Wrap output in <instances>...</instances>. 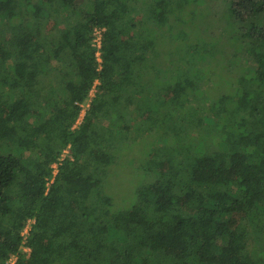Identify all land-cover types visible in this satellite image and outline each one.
<instances>
[{
  "label": "trees",
  "instance_id": "1",
  "mask_svg": "<svg viewBox=\"0 0 264 264\" xmlns=\"http://www.w3.org/2000/svg\"><path fill=\"white\" fill-rule=\"evenodd\" d=\"M75 1L0 0V264H264V0Z\"/></svg>",
  "mask_w": 264,
  "mask_h": 264
},
{
  "label": "rangeland",
  "instance_id": "2",
  "mask_svg": "<svg viewBox=\"0 0 264 264\" xmlns=\"http://www.w3.org/2000/svg\"><path fill=\"white\" fill-rule=\"evenodd\" d=\"M80 2V0H76L74 2L73 7H76L77 4ZM79 5V4H78ZM83 108H85V105H83ZM78 125V121L75 123V126ZM74 126V127H75ZM138 144L135 147H131L128 149V156L127 159L132 160L131 164H123L118 165L117 167L122 168L121 171L114 172L113 179L111 178V181H108V187L106 186L103 188V193H105L111 200V208L113 209H120V208H126L130 206V204L133 202L134 198V190L139 188L137 181V176L133 174V172L138 173L140 175V165L143 162V157L146 154V146L148 147L150 145L149 138L146 140L145 137L138 139ZM68 154V150H64L61 159L65 158ZM57 166V165H56ZM141 185H144L143 182L140 183ZM30 224L32 221L29 222ZM29 227V224H27ZM25 251V250H24Z\"/></svg>",
  "mask_w": 264,
  "mask_h": 264
},
{
  "label": "built area",
  "instance_id": "3",
  "mask_svg": "<svg viewBox=\"0 0 264 264\" xmlns=\"http://www.w3.org/2000/svg\"><path fill=\"white\" fill-rule=\"evenodd\" d=\"M101 32L102 30L101 29H98V28H95L93 30V46L96 48V50L98 51V49L100 48V39H101ZM96 56H99V53L97 52L96 53ZM94 94V89H92L89 93V98H91ZM88 104H85V108L87 107ZM81 107V112H80V115H79V119H78V123L81 121L83 115H84V111H85V108H83V105L80 106ZM53 174H56L57 172V166L56 165H53ZM28 233V227H26L24 230H23V233L22 235H27ZM25 251H28L27 249H24ZM14 259H11L9 260L6 264H14Z\"/></svg>",
  "mask_w": 264,
  "mask_h": 264
},
{
  "label": "crops",
  "instance_id": "4",
  "mask_svg": "<svg viewBox=\"0 0 264 264\" xmlns=\"http://www.w3.org/2000/svg\"><path fill=\"white\" fill-rule=\"evenodd\" d=\"M92 90V89H91Z\"/></svg>",
  "mask_w": 264,
  "mask_h": 264
}]
</instances>
